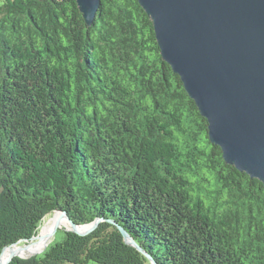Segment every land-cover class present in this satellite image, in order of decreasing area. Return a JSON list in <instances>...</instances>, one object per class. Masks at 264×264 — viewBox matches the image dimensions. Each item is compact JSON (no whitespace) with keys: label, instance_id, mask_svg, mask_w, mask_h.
I'll list each match as a JSON object with an SVG mask.
<instances>
[{"label":"trees","instance_id":"obj_1","mask_svg":"<svg viewBox=\"0 0 264 264\" xmlns=\"http://www.w3.org/2000/svg\"><path fill=\"white\" fill-rule=\"evenodd\" d=\"M207 125L138 0L91 25L76 0H0V254L59 209L102 220L10 264H150L116 224L157 264H264V185Z\"/></svg>","mask_w":264,"mask_h":264},{"label":"water","instance_id":"obj_2","mask_svg":"<svg viewBox=\"0 0 264 264\" xmlns=\"http://www.w3.org/2000/svg\"><path fill=\"white\" fill-rule=\"evenodd\" d=\"M102 0H76L87 25ZM152 21L162 59L180 77L188 96L207 120L208 138L223 159L264 185V0H138ZM66 230L83 235L102 218L76 224L66 211ZM116 224L113 220H107ZM80 226H88L79 230ZM123 240L157 264L120 225ZM59 227L56 223L51 236ZM29 239L20 242L27 246ZM13 252L6 264L14 256ZM1 255V254H0Z\"/></svg>","mask_w":264,"mask_h":264},{"label":"bare ground","instance_id":"obj_3","mask_svg":"<svg viewBox=\"0 0 264 264\" xmlns=\"http://www.w3.org/2000/svg\"><path fill=\"white\" fill-rule=\"evenodd\" d=\"M60 216L61 214L58 211H54L53 214H51L50 218L46 221V222L50 221V225L47 223L43 224L42 227L40 228L38 239L33 242L32 240L28 241L26 247L24 245H12L10 248L6 250L4 249L0 255V264H5L4 263L5 258L8 257V255L12 254L13 252L19 253L20 255L22 254L30 255L33 253H37L41 251L43 248H45L46 246L45 242L49 236V233L51 232L52 228L54 227L56 223L59 224ZM87 227L88 226H80L78 227V229L84 230ZM29 242H32V247H30ZM42 245L44 246L43 248L41 247Z\"/></svg>","mask_w":264,"mask_h":264},{"label":"rangeland","instance_id":"obj_4","mask_svg":"<svg viewBox=\"0 0 264 264\" xmlns=\"http://www.w3.org/2000/svg\"><path fill=\"white\" fill-rule=\"evenodd\" d=\"M51 214H53V212H51V213H49L48 215L50 216ZM49 216H47V217H49ZM46 217V218H47ZM45 218V219H46ZM49 219V218H48ZM47 219V220H48ZM46 220V221H47ZM49 224L50 225V221L49 222H45L44 224ZM58 225H64V226H59L58 228H57V232L55 231L51 236H48V238H47V240H46V242H45V244H46V246H45V248H43L44 246L42 245L41 247L43 248H41L40 250L41 251H39V252H37L35 255H37V254H39V253H41V252H43L45 249H46V247L51 243V242H53V240L54 239H56V240H60L61 238H62V232L61 231H58V230H66L65 228H68L69 227V225L68 226H65L66 225V221H65V218H62L61 216H60V218H59V224ZM42 226V225H41ZM34 240H32V242H33ZM32 242H29V244H30V247H32ZM44 244V245H45ZM19 245H24V243L23 242H20L19 243ZM11 255V254H10ZM8 257H9V255H8ZM8 257H6L5 258V260H4V263L6 264V259H8ZM89 264H95V263H93V262H90Z\"/></svg>","mask_w":264,"mask_h":264}]
</instances>
